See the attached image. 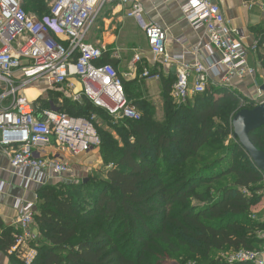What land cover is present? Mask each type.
Segmentation results:
<instances>
[{
  "label": "trees",
  "instance_id": "trees-1",
  "mask_svg": "<svg viewBox=\"0 0 264 264\" xmlns=\"http://www.w3.org/2000/svg\"><path fill=\"white\" fill-rule=\"evenodd\" d=\"M47 13L40 8L35 14ZM257 41L264 51V30ZM103 56L102 52L97 64L115 68V61ZM257 60L264 71V54L257 53ZM156 70L150 76H159ZM174 82L175 76L161 78L166 113L159 121L152 106L137 101L146 85L122 80L127 104L144 115L139 111V120H119L124 132L120 145L110 134L100 136L89 118L95 110H103L86 99L78 104L65 97L69 105L63 104L57 101L59 91L51 94L58 112L91 121L100 139L105 181L93 177L80 184L38 189L40 204L33 225L42 243L34 248L31 264H161L162 259L180 264L182 250L194 257V264H217L212 253L227 256L263 244L258 232L264 230V223L252 210L262 200L264 176L232 139L231 119L241 110L232 108L239 104L237 95L225 92L223 103L213 102L208 109L203 93L191 99L199 103L191 108L187 105L191 100L184 104L172 100ZM39 105L50 107L46 101ZM189 116L196 123L194 130L186 127ZM249 138L264 152V128ZM14 234L5 230L0 236L5 255L14 244ZM8 259L10 264H24L11 255ZM218 264L226 261L218 259Z\"/></svg>",
  "mask_w": 264,
  "mask_h": 264
},
{
  "label": "built area",
  "instance_id": "built-area-1",
  "mask_svg": "<svg viewBox=\"0 0 264 264\" xmlns=\"http://www.w3.org/2000/svg\"><path fill=\"white\" fill-rule=\"evenodd\" d=\"M109 3L125 9L126 17L143 33L149 54L156 62L178 66L171 87L176 104H184L216 85L228 87L233 80L256 75L248 64L249 51L239 45L243 39L241 31L229 26L220 7L211 0H186L182 5L185 21L193 31H202L205 40L199 47L177 55L168 53L166 31L146 21L141 4L135 0H55L42 16L27 13L21 0H0V103L11 101L8 108H0V153L8 158L10 171L24 189L69 174L66 161L38 155L51 143L72 158L91 153L100 145L91 121L53 108H40L30 101L23 93L32 83L44 81L49 87L64 91L74 103L81 104L86 99L117 120L140 118L127 104L115 68L98 65L102 51L86 42L93 21ZM257 49L258 42H254L250 51ZM189 54L193 55L191 63L185 61ZM139 61V56L134 55V64ZM140 77L157 79L158 75L150 76V71L144 69ZM76 83L80 85L78 90ZM236 97L241 109L246 108L241 97ZM263 100L257 98L255 105ZM4 186L0 182V193ZM261 195L264 196V189ZM13 205L20 233L14 237L7 255L16 254L24 264H31L36 256L35 249L29 246L35 238L31 227L36 206L22 199ZM258 237L263 241L260 249L229 253L226 264H264V230L258 232Z\"/></svg>",
  "mask_w": 264,
  "mask_h": 264
},
{
  "label": "crops",
  "instance_id": "crops-1",
  "mask_svg": "<svg viewBox=\"0 0 264 264\" xmlns=\"http://www.w3.org/2000/svg\"><path fill=\"white\" fill-rule=\"evenodd\" d=\"M141 4L144 11V18L148 22H153L161 26L166 31V49L169 54L177 55L180 54L183 50L190 49L191 47H199L201 43L204 42L205 37L202 31H193L189 24L185 21L184 15L181 11L182 5L186 0H135ZM213 3H216L223 15L225 20L228 22L229 26L236 28L241 31L243 36L242 41L240 42L241 49L248 52V64L255 69L256 75L253 78H245L244 80H233L231 86L228 87H216L209 88L208 90L214 93L217 99H223L225 92L233 91L237 96L247 97L250 100L255 98V93L257 89H260L264 84V71L262 70L260 63L257 60V53L264 54V51L261 48H258L256 52L250 51V47L254 44L255 40L252 35L248 32L250 29L255 28L256 25L264 24V0H211ZM250 5V6H249ZM109 8L105 11L107 14V19L104 22L107 23L110 21H118L121 23L123 32L122 37L128 39V42L132 40L134 31H137L142 37L143 48L139 50V53L134 55L139 56L140 61L134 64L133 58L130 64V80L136 81L137 83L143 82L146 87H158V92H160L161 78L174 77L176 75V70L178 66L176 64L162 65L159 62H156L151 54H149L147 43L143 33L137 28L136 23L131 19L127 18L125 15V9L117 5L116 3H110L107 5ZM105 6V8L107 7ZM104 8V9H105ZM108 26V25H107ZM106 28V27H105ZM90 31V30H89ZM91 33V32H90ZM89 35V32L87 36ZM105 35V34H104ZM180 40L181 42H177ZM93 43H90L87 40L86 42L92 46L100 45L103 47V58L107 60L115 61L112 55L107 52L105 47L112 44L115 41L114 35H105L103 36L102 43L100 41L93 40ZM95 44V45H94ZM99 47V46H98ZM102 58V57H101ZM193 60V55L185 56V61L191 63ZM116 65L117 62L115 61ZM115 65V68H116ZM158 70L159 76L157 79L146 78L142 79L140 77L143 70ZM117 70V68H116ZM156 70V71H157ZM118 72V71H117ZM259 74V76H258ZM122 79V78H121ZM158 80V81H157ZM260 81V82H259ZM215 82H219L218 79ZM80 85L76 83V89L78 90ZM150 90V88H149ZM57 90L53 87H49L44 81H37L32 83L28 88L25 89L24 95L30 100L33 101L38 107L39 102L42 103L46 101L48 103V108H53L51 103V94L56 93ZM66 97V94H65ZM215 99V100H217ZM70 100V99H69ZM57 101L60 102V99L57 98ZM261 101V100H260ZM11 101L9 99L4 100L0 103V108H8ZM54 109V108H53ZM56 110V109H54ZM96 150L88 153L84 156L72 158L70 157L65 150L60 147H57L54 143L41 149L38 155L42 158L53 159L59 161H66L69 164L70 171L73 170H85L91 160L97 157ZM98 161V160H97ZM97 163V162H96ZM78 170V171H79ZM74 176H76L74 174ZM64 177V176H63ZM54 179V180H53ZM61 177L57 178L52 177L49 179L45 185H56L60 183ZM65 180V179H63ZM61 180V181H63ZM0 182L4 183V190L0 193V236L5 230H12L15 234L14 237L20 233L17 218L18 213L14 208V201L17 199H22L29 203H35L36 192L40 185L31 184L27 189H24L21 186V182L18 177L14 176L10 171L8 158L0 153ZM42 185V186H45ZM252 213L256 215V218L259 222L264 223V201L257 204ZM31 231L34 237H36L34 228L31 227ZM262 247L259 246V249ZM9 255H5L0 251V264H10ZM14 256L17 260L21 261L16 254Z\"/></svg>",
  "mask_w": 264,
  "mask_h": 264
},
{
  "label": "rangeland",
  "instance_id": "rangeland-1",
  "mask_svg": "<svg viewBox=\"0 0 264 264\" xmlns=\"http://www.w3.org/2000/svg\"><path fill=\"white\" fill-rule=\"evenodd\" d=\"M55 0H21L22 4L25 6V9L27 11V13H37L38 9L43 8L46 11L49 10L50 5H52V3ZM110 4V3H109ZM108 4H105L100 12L98 13V15L96 16L95 20L93 21V24L91 25L90 31H89V35L87 36V40L90 43H93L95 41H100L102 43V39L103 36L105 35H114L115 37V41L108 45L109 47H105L107 52L110 53V55H112L114 58V60L117 62L116 68L118 71L119 76L122 78L123 82H131L132 80H130V64L132 61V57L135 53H139V50H142L143 48V41L141 40V35L137 32L134 31V34L131 35L132 36V40L128 42V39H124L122 37L123 32L125 31L122 30V25L121 23L119 24L118 21H110V23L108 22L107 25L104 22L105 19H107V14H105V11L110 7L107 6ZM105 6H107L105 8ZM105 8V9H104ZM106 27V28H105ZM261 30H264V24L261 25H256L255 28H252L249 30V34L252 35L254 37L255 42H258V38L260 36V32ZM91 32V33H90ZM105 34V35H104ZM95 45V44H94ZM99 46V47H98ZM96 44V46H94L95 48L99 49L100 51L103 50V47ZM259 76V74H258ZM158 81V80H157ZM260 82V81H259ZM124 86V85H123ZM263 86V85H262ZM261 86V87H262ZM150 88V90H149ZM123 89H125L123 87ZM128 90H131V88H129ZM126 97H128V93L126 90H124ZM59 96H56L60 99L61 103L66 102L67 105H69L68 100L65 99V92L60 90L59 92ZM260 93V94H259ZM207 97L205 98V100H203L205 107H208V109H211V104L214 102L216 106L221 105L223 103V101H221V99H217L216 96L214 95V93H212L211 91H209L207 89ZM255 98H253V100H250L247 97H243L241 96V101L244 105H255L256 103L254 102V100L256 101L257 98H262L264 99V91L260 89L256 90L255 93ZM217 99V100H215ZM225 99H228V97H226ZM191 100V99H190ZM139 102L142 103H147L150 106L153 107V112H154V118L156 120L159 121H164V115H165V111L163 108V100L160 97V92H158V87L156 89V87H146V91L142 92V95L140 96V98L137 100ZM240 101V100H239ZM198 102H194V101H189L188 102V107H198L199 103ZM64 104V103H63ZM238 107H240V105L238 104V106H234L232 107L233 109H237ZM140 111V110H139ZM138 111V112H139ZM143 115L144 112L141 110L140 111ZM89 118L90 120L94 123L96 129L99 132V135L102 136L104 134H110L111 138L113 139V141H116V143H118L119 145L121 144L122 141V135H124V132L122 131L121 127H123V123L122 121H119L113 117H109L107 116L103 111L100 110H95L94 112H92V114H89ZM167 121V120H166ZM185 125V123H183ZM214 124L217 125L218 122L214 121ZM182 125V124H181ZM183 125V126H184ZM189 129L194 130L196 128V123L193 120L192 116L188 117L187 120V124H186ZM170 131L171 128H170ZM106 142L104 141V144ZM102 147V151H106V147L104 145L101 146ZM96 155L97 157L94 159H92L88 166L87 169L85 170H73L70 171L68 175L61 177V180L63 181H59L61 184L63 185H68V184H80L81 181L84 179H93V177H97V181H99L100 183L105 181L104 178V173L102 171V166H103V162L101 159V153L99 152V149L96 150ZM98 160V161H97ZM97 162V163H96ZM74 174L76 176H74ZM57 179V178H56ZM54 180V179H53ZM91 185H89L90 187ZM263 187H264V183H263ZM88 190V188H86ZM264 189V188H263ZM262 189V191H263ZM86 191V190H85ZM261 191V194H262ZM263 198L260 202H263ZM40 202L37 200V195H36V199H35V206H36V210L38 209ZM32 227L34 228L36 237L34 238V240L32 242H30L29 246L31 248H35L37 245H39L40 243H42V239L40 234L38 233L36 227L34 225H32ZM180 257V264H194L195 263V259L192 255H189L187 253V251L182 250V252L179 254ZM225 255L224 254H219V253H212L211 255V259L213 260V263H217L218 264V259H222L223 261L225 260ZM167 262H169L168 260H164L162 259L161 264H167Z\"/></svg>",
  "mask_w": 264,
  "mask_h": 264
},
{
  "label": "water",
  "instance_id": "water-1",
  "mask_svg": "<svg viewBox=\"0 0 264 264\" xmlns=\"http://www.w3.org/2000/svg\"><path fill=\"white\" fill-rule=\"evenodd\" d=\"M264 91V86L261 87ZM232 139L247 154L254 166L264 176V152L257 149L250 140V135L264 128V100L251 109H241L231 119ZM85 182V180L83 181Z\"/></svg>",
  "mask_w": 264,
  "mask_h": 264
}]
</instances>
